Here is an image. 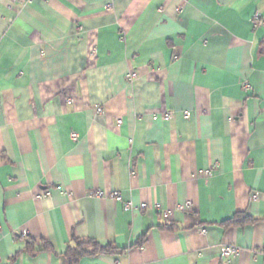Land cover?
Returning a JSON list of instances; mask_svg holds the SVG:
<instances>
[{"label":"crops","instance_id":"obj_1","mask_svg":"<svg viewBox=\"0 0 264 264\" xmlns=\"http://www.w3.org/2000/svg\"><path fill=\"white\" fill-rule=\"evenodd\" d=\"M257 13L264 0H0V264H70L76 238L113 250L75 264H264Z\"/></svg>","mask_w":264,"mask_h":264},{"label":"built area","instance_id":"obj_2","mask_svg":"<svg viewBox=\"0 0 264 264\" xmlns=\"http://www.w3.org/2000/svg\"><path fill=\"white\" fill-rule=\"evenodd\" d=\"M254 21L256 23V26H264V15L258 14V13L255 14ZM175 58H178V56H175ZM131 77H135V73H132ZM246 86L248 87V85H246ZM70 102H72V100H70ZM98 110L102 111V108H98ZM191 115H192V112H190V111H185L184 112V116L186 118H189ZM164 118L166 120H170L172 118V113L171 112L164 113ZM121 122H122L121 120L118 121L119 125L121 124ZM72 137L76 139L78 136H77L76 133H72ZM212 174H213V170L212 169H208V170H205L203 172V176L206 179L210 178L212 176ZM96 194L99 195V196H104V194L102 192H98ZM111 196L113 198H115L117 201L123 202L122 195L119 192H114V193L111 194ZM123 205H124V209H126V210L132 208V204L130 202H123ZM140 208L141 209H147V204L146 203H142ZM164 216L166 218H168L170 216V214L168 212H165ZM238 251H239V249L236 246L224 245L223 248H222V255L225 258H229L232 255L238 254Z\"/></svg>","mask_w":264,"mask_h":264},{"label":"trees","instance_id":"obj_3","mask_svg":"<svg viewBox=\"0 0 264 264\" xmlns=\"http://www.w3.org/2000/svg\"><path fill=\"white\" fill-rule=\"evenodd\" d=\"M247 221H251V219L246 218L245 222H247ZM75 241H76V245H77V250L75 251V249L73 250L71 247V248H69V252L67 254L70 264H75L80 256L87 254L89 252V251H86L84 249V247L88 244H92V247H93L92 253H96L97 251L110 252L111 250H113L110 247L109 248H102V247L98 246V243L92 239L76 238Z\"/></svg>","mask_w":264,"mask_h":264}]
</instances>
